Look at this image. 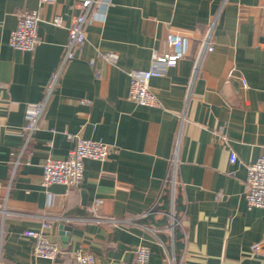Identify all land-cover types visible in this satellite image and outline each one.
<instances>
[{"label":"crops","instance_id":"0c3cea01","mask_svg":"<svg viewBox=\"0 0 264 264\" xmlns=\"http://www.w3.org/2000/svg\"><path fill=\"white\" fill-rule=\"evenodd\" d=\"M80 1L0 0V264H74L78 250L134 264L138 246L145 264H264V208L245 198L246 168L264 154V0H102L28 136L25 107L44 97ZM24 9L40 16L30 51L8 45ZM170 31L187 36L189 54L150 78L157 106L138 104L129 72L168 52ZM206 36L212 50L192 77ZM66 133L112 150L84 159L78 187L42 185L43 162L74 146ZM96 202L101 220L88 209ZM44 222L61 248L54 259L23 234Z\"/></svg>","mask_w":264,"mask_h":264},{"label":"built area","instance_id":"2783aa9c","mask_svg":"<svg viewBox=\"0 0 264 264\" xmlns=\"http://www.w3.org/2000/svg\"><path fill=\"white\" fill-rule=\"evenodd\" d=\"M42 4H50L54 0H39ZM102 0H81L79 8L81 12L76 15L67 27L68 37L65 44V50L57 69L50 76L44 90V97L37 103L27 104L24 111L25 126L27 135H31L39 126L43 111L47 101L56 86L60 73L64 65L74 57V52L85 40L84 25L88 18L93 14L94 6L99 5ZM264 8V3H263ZM40 20L37 9H24L18 13L17 24L10 32L8 45L12 48L30 51L33 50L42 39L37 32V24ZM55 25L61 24V17L55 16L52 20ZM208 37H204L199 44L198 50L191 56L193 58L192 77L196 74L204 51L212 50L209 45ZM165 42L169 51L165 54L154 55L152 64L148 69H137L129 72L130 83L128 97L138 104L157 106L158 100L149 86V80L153 76H159L163 69L176 64L177 60L188 56V38L184 34L177 32H168L165 36ZM100 56L107 60L117 58L115 52H103ZM68 139L74 142L66 158L48 157L42 164V185L51 183L66 184L78 187L83 178V161L86 158L95 160H105L112 150L111 146L102 140L86 139L75 134L66 133ZM174 159L171 161L173 162ZM230 162H235L236 155L231 152ZM175 161V160H174ZM175 165V163H172ZM173 175L176 172L172 168ZM218 197L221 195L218 194ZM245 198L249 208H264V154L250 163L246 168L245 179ZM1 208V204H0ZM89 211L95 215L97 220H101L100 203L96 202L90 207ZM49 226L47 222L42 223L40 229H26L23 234L33 240V251L38 257L54 259L61 252L58 244L50 241L44 230ZM259 244L252 245L253 250H257ZM149 257V249L146 246H138L135 249L134 264H145ZM74 264H95V257L91 252H74Z\"/></svg>","mask_w":264,"mask_h":264},{"label":"trees","instance_id":"16d2710c","mask_svg":"<svg viewBox=\"0 0 264 264\" xmlns=\"http://www.w3.org/2000/svg\"><path fill=\"white\" fill-rule=\"evenodd\" d=\"M176 203H177V201H176ZM177 206H178V208L180 207L179 204ZM162 208H164L165 211H168V200H165L164 205L162 206ZM178 238H179V233H178V231H175V244H176V246L179 245L178 244V240H177Z\"/></svg>","mask_w":264,"mask_h":264}]
</instances>
